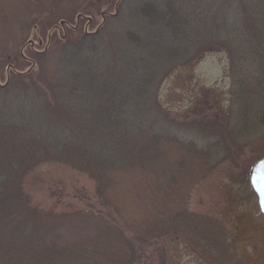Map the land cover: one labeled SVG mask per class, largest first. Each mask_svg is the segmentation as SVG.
Returning a JSON list of instances; mask_svg holds the SVG:
<instances>
[{"label": "trees", "instance_id": "16d2710c", "mask_svg": "<svg viewBox=\"0 0 264 264\" xmlns=\"http://www.w3.org/2000/svg\"><path fill=\"white\" fill-rule=\"evenodd\" d=\"M57 44L53 72L0 85V264H152L170 238L209 264H250L184 190L236 164L249 130L264 139V0H123L98 33ZM213 50L229 58L227 107L169 112L161 85ZM46 164L87 174L96 203L36 204L26 180Z\"/></svg>", "mask_w": 264, "mask_h": 264}, {"label": "rangeland", "instance_id": "374dc122", "mask_svg": "<svg viewBox=\"0 0 264 264\" xmlns=\"http://www.w3.org/2000/svg\"><path fill=\"white\" fill-rule=\"evenodd\" d=\"M117 2L0 0V85L9 80L11 73L39 69L41 62L47 73L53 72L59 49L56 43L68 35L99 32L103 12L112 13L114 18L119 14ZM79 14L84 18L78 21ZM87 17H92V22ZM62 20L66 21L64 27L60 26ZM228 65L226 51L205 52L195 64L164 81L160 90L163 106L178 116L196 106L225 109L231 88ZM249 131L240 141L242 150L236 164L230 160L219 163L193 186H187L184 194L190 211L211 215L223 223L238 257L250 264H264V215L250 183L252 167L264 157V139L261 131ZM198 142L213 144L210 139ZM26 189L36 204L59 211L87 210L97 201L95 182L87 174L61 164H46L34 170L27 177ZM135 209L137 214L142 213L141 208ZM158 250L159 256L150 259L152 264H209L184 238L166 239Z\"/></svg>", "mask_w": 264, "mask_h": 264}, {"label": "water", "instance_id": "95a60500", "mask_svg": "<svg viewBox=\"0 0 264 264\" xmlns=\"http://www.w3.org/2000/svg\"><path fill=\"white\" fill-rule=\"evenodd\" d=\"M65 23L66 21L62 20L60 22V25L64 26ZM58 27L59 25H56L55 28H58ZM262 165H264V157L259 159L252 167L251 174H250V183L252 185L254 192L257 195L260 211L264 215V196L260 195V192H259V187L261 183H264V167H262Z\"/></svg>", "mask_w": 264, "mask_h": 264}, {"label": "flooded vegetation", "instance_id": "af4514ba", "mask_svg": "<svg viewBox=\"0 0 264 264\" xmlns=\"http://www.w3.org/2000/svg\"><path fill=\"white\" fill-rule=\"evenodd\" d=\"M123 0H118V2L117 3H115V6H116V9L118 10V8H119V5H120V3L122 2ZM80 15V14H79ZM102 18H103V22H105L106 21V17L107 16H111L112 15V13H107V12H103L102 14ZM113 16V15H112ZM81 18H84V15H82L81 14V16H80V19ZM87 18H89L88 20H89V23L90 22H92V20H93V18L92 17H87ZM91 19V20H90ZM90 24H88V26H89Z\"/></svg>", "mask_w": 264, "mask_h": 264}, {"label": "snow or ice", "instance_id": "6c2138e0", "mask_svg": "<svg viewBox=\"0 0 264 264\" xmlns=\"http://www.w3.org/2000/svg\"><path fill=\"white\" fill-rule=\"evenodd\" d=\"M262 167H264V165H262ZM259 192H260V195L264 196V183H261L259 187Z\"/></svg>", "mask_w": 264, "mask_h": 264}]
</instances>
